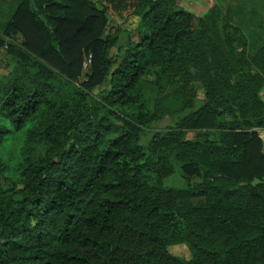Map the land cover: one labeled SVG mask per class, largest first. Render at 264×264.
<instances>
[{"label": "trees", "instance_id": "16d2710c", "mask_svg": "<svg viewBox=\"0 0 264 264\" xmlns=\"http://www.w3.org/2000/svg\"><path fill=\"white\" fill-rule=\"evenodd\" d=\"M12 1L2 32L22 41L0 75V118L19 129L37 117L23 149L44 152L13 173L0 157V264H264V31L261 19L248 26L253 2L218 0L195 22L177 0H139L137 39L119 46L94 0ZM158 65L190 70L171 93L187 115L144 147L121 113L146 109L138 85ZM174 158L200 181L165 186Z\"/></svg>", "mask_w": 264, "mask_h": 264}, {"label": "rangeland", "instance_id": "374dc122", "mask_svg": "<svg viewBox=\"0 0 264 264\" xmlns=\"http://www.w3.org/2000/svg\"><path fill=\"white\" fill-rule=\"evenodd\" d=\"M99 8H104L106 15H109V25L107 27L108 34H113L117 31L119 41L118 45L121 46L127 39H137L135 34V27L139 21V17L135 14V8L139 0H94ZM178 4L187 9L195 22L203 18L213 6L220 5L218 0H177ZM248 6L251 5L252 0H244ZM256 6L259 8L260 1L257 0ZM234 2V0H232ZM15 7L13 1L4 0L0 2V38L3 39V45L0 47V75L6 74L12 67V61L10 53L18 52V46L22 41L21 36L18 33L4 34L2 32L3 25L7 21L10 12ZM254 7V3H253ZM257 8V11H258ZM253 17L248 26L254 25L253 22H259L260 17L257 18L256 11H252ZM256 15V16H255ZM247 16V15H246ZM257 30V29H256ZM9 46L13 47L10 50ZM116 47L111 49V54H116ZM83 65V64H82ZM159 66V67H158ZM153 66L147 69V74L139 82V92H141L148 100L147 107L142 110L143 107L138 109L137 104L134 106L125 107L122 110L121 116L127 119L128 116H134L140 128V143L145 147L154 135H159L170 127L176 126L181 121V117L187 115V112H175L178 108V104L171 97L173 87L175 85H184L191 75L190 70L182 71V78L179 75L174 76L170 74V69H162V66ZM162 69V72L160 71ZM57 75V74H56ZM236 78V77H235ZM62 79L61 76H57L56 80ZM80 79H82L80 77ZM78 79L74 82V85L79 86L81 80ZM97 90H95L96 92ZM196 99L202 98V90L199 83H196ZM264 96V85L260 91V97ZM195 104H198L195 101ZM181 106V105H179ZM174 111V112H172ZM37 117L28 119L24 125L16 129L17 132L26 130L27 135L35 125ZM27 125H31L26 129ZM196 134V131L187 130L186 136L191 138ZM27 135L17 140L16 142L7 143L3 142L0 145V157L7 165L9 173H13L14 167H17L19 162L27 158L37 160L44 152L43 147L35 145L28 149H23ZM216 137L213 135L212 138ZM17 157L19 159L17 160ZM13 160H17L16 165L12 164ZM174 165V173L164 179V185L168 187L184 188L191 186L200 181V175L186 177L181 170L183 161L180 158H174L172 160ZM15 172V171H14ZM194 201H203V198H193ZM189 197H183L179 202H194ZM169 251L178 257L189 258L190 250L185 244H175L169 247Z\"/></svg>", "mask_w": 264, "mask_h": 264}, {"label": "clouds", "instance_id": "9594fccd", "mask_svg": "<svg viewBox=\"0 0 264 264\" xmlns=\"http://www.w3.org/2000/svg\"><path fill=\"white\" fill-rule=\"evenodd\" d=\"M28 127H31V125H27L26 129ZM0 129H7V134L0 136V141L3 142H7V143H12V142H16L19 139L24 138L27 135V131L26 130H21L20 132H17L14 125L4 119V118H0ZM19 159V157H17V160ZM17 160H13L12 164L15 166L17 163Z\"/></svg>", "mask_w": 264, "mask_h": 264}, {"label": "crops", "instance_id": "0c3cea01", "mask_svg": "<svg viewBox=\"0 0 264 264\" xmlns=\"http://www.w3.org/2000/svg\"><path fill=\"white\" fill-rule=\"evenodd\" d=\"M259 1H260V5L258 8L256 6V2L258 3V1L252 0V2L254 3V9L253 10L256 11L257 18L260 17V19L262 21V25H263V31H264V0H259ZM257 8H258V11H257ZM262 99L264 100V96L262 97Z\"/></svg>", "mask_w": 264, "mask_h": 264}, {"label": "built area", "instance_id": "2783aa9c", "mask_svg": "<svg viewBox=\"0 0 264 264\" xmlns=\"http://www.w3.org/2000/svg\"><path fill=\"white\" fill-rule=\"evenodd\" d=\"M90 63V56H87L83 61V68L84 70L87 68L88 64Z\"/></svg>", "mask_w": 264, "mask_h": 264}, {"label": "water", "instance_id": "95a60500", "mask_svg": "<svg viewBox=\"0 0 264 264\" xmlns=\"http://www.w3.org/2000/svg\"><path fill=\"white\" fill-rule=\"evenodd\" d=\"M106 18H107V19H109V18H110V16H109V15H106Z\"/></svg>", "mask_w": 264, "mask_h": 264}]
</instances>
